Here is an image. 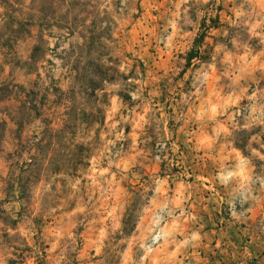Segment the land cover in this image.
Instances as JSON below:
<instances>
[{
	"label": "rangeland",
	"instance_id": "rangeland-1",
	"mask_svg": "<svg viewBox=\"0 0 264 264\" xmlns=\"http://www.w3.org/2000/svg\"><path fill=\"white\" fill-rule=\"evenodd\" d=\"M253 208L264 0H0V264H231Z\"/></svg>",
	"mask_w": 264,
	"mask_h": 264
},
{
	"label": "crops",
	"instance_id": "crops-1",
	"mask_svg": "<svg viewBox=\"0 0 264 264\" xmlns=\"http://www.w3.org/2000/svg\"><path fill=\"white\" fill-rule=\"evenodd\" d=\"M244 213L243 218L252 222L233 223L231 236L223 240L216 239L215 245H220L224 260L226 256L231 264H264V229L259 232L256 227V218L262 216V212L253 208Z\"/></svg>",
	"mask_w": 264,
	"mask_h": 264
},
{
	"label": "trees",
	"instance_id": "trees-1",
	"mask_svg": "<svg viewBox=\"0 0 264 264\" xmlns=\"http://www.w3.org/2000/svg\"><path fill=\"white\" fill-rule=\"evenodd\" d=\"M219 27L218 20H212L208 22L207 20H203L201 23V27L199 33L194 40L192 49L186 55V68H190L194 66L196 62L205 61V57L203 56L202 47L204 45L205 39L207 38L208 30L215 29L217 30Z\"/></svg>",
	"mask_w": 264,
	"mask_h": 264
}]
</instances>
